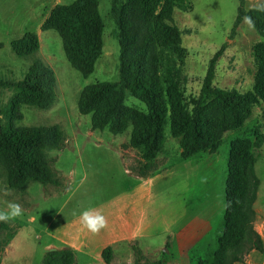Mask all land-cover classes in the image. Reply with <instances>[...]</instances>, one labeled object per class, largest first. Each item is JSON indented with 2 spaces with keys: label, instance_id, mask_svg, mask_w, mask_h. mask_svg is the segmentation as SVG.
Here are the masks:
<instances>
[{
  "label": "rangeland",
  "instance_id": "obj_1",
  "mask_svg": "<svg viewBox=\"0 0 264 264\" xmlns=\"http://www.w3.org/2000/svg\"><path fill=\"white\" fill-rule=\"evenodd\" d=\"M72 1L0 0V79H21L31 64L33 56L18 57L10 47V40L25 31L37 34L39 48L35 56L52 68L56 79L54 102L47 108L20 104L21 119L16 124L56 125L63 134L61 147L47 150L48 158L54 159L50 163L54 182L29 181L23 189L14 188L8 185L7 174L0 166V208L6 207L7 201H14L24 210L20 217L0 222L5 225L0 228V264H40L44 253L52 247L73 249L75 264H102L98 263L96 252L90 254L89 261L83 260L85 246L77 236L54 228L61 225V218H78L86 209L98 208L119 198L126 188V177L130 181L150 182L157 194L154 206L158 233L152 237V244L142 245L148 260L161 259L163 264H200L213 251H229L228 239L235 229L237 212L228 211L226 184L230 166L238 163L236 150L241 147H246L255 158L259 185L252 227L262 239L263 250L249 249L241 261L233 264H264L262 102L252 106L240 127L223 131L216 151L200 152L188 158L180 156L178 138L170 134L167 123L162 148L145 168L140 149L129 146L130 124L117 134L107 129H92L91 113L81 114L77 108L79 93L85 85L119 83V46L110 14L112 0H98L104 23L103 44L93 72L86 77L66 59L58 33L40 29L38 21L47 17L55 5ZM260 5H264V0H245L246 9ZM161 6L159 2L154 13ZM237 7L238 0H182L172 9V23L180 30L181 45L186 49L181 89L188 108L200 91L209 59L222 45L213 85L240 93L253 89L257 73L253 48L261 37L245 19L231 35ZM11 95L12 90H1V109ZM125 103L145 110L144 103L128 91ZM234 150L236 153L232 154ZM238 202L237 198L236 202L233 200L235 206ZM245 247L246 243L242 249ZM131 253L132 257L128 251L120 252L118 248L110 264H133Z\"/></svg>",
  "mask_w": 264,
  "mask_h": 264
},
{
  "label": "trees",
  "instance_id": "obj_2",
  "mask_svg": "<svg viewBox=\"0 0 264 264\" xmlns=\"http://www.w3.org/2000/svg\"><path fill=\"white\" fill-rule=\"evenodd\" d=\"M181 1L112 0L110 14L119 46V83L87 84L77 99L78 111L91 113L92 129H107L117 134L131 125L129 146L140 149L145 168L162 148L167 123L170 134L178 138L180 156L188 158L200 152L216 151L223 131L240 127L256 103L263 104L264 120V11L256 10L257 7L246 9L245 0H238L230 30L233 35L242 20L251 17L261 37L253 48L257 66L253 89L240 93L213 85L222 45L209 59L200 91L188 108L181 89L186 49L181 45L180 30L172 23V9ZM159 2L162 6L154 13ZM103 27L98 0H73L69 4L55 5L40 29H53L58 33L66 59L86 77L93 72L101 54ZM10 47L18 57L33 56L21 79H0V92L4 88L12 90L5 108L0 106V166L7 174L8 185L23 189L29 181H55L50 166L54 159L48 158L47 150L59 149L63 134L56 125L16 124L21 119L20 104L47 108L54 102L56 79L52 68L35 56L39 40L34 31L12 38ZM126 91L142 101L145 110L127 106ZM236 152L238 163L230 166L226 184L228 211L237 212L235 229L228 239L230 250L213 251L200 264H233L241 261L243 253L249 249L263 250L262 239L252 227L253 204L259 185L255 158L246 147ZM236 198L239 202L235 206ZM244 243L246 247L242 249ZM129 246L134 255L133 264H163L161 259L148 260L137 241H130ZM101 256L105 263H110L112 247H104ZM75 262L73 249L54 248L44 253L40 264Z\"/></svg>",
  "mask_w": 264,
  "mask_h": 264
},
{
  "label": "crops",
  "instance_id": "obj_3",
  "mask_svg": "<svg viewBox=\"0 0 264 264\" xmlns=\"http://www.w3.org/2000/svg\"><path fill=\"white\" fill-rule=\"evenodd\" d=\"M45 18L46 15L41 21H38V24H42ZM120 166L122 167L121 158ZM126 171L129 173L128 169ZM126 179V188L121 191L119 198L110 200L100 207L94 208L100 210L108 220V227L99 234H92L85 229L81 225L79 217L72 220L61 218V225L58 227L55 226L54 229L57 231H65L70 236H77L85 246L82 249L83 260L86 259V261H89L90 254L93 255L96 252L98 253V257H96L98 263L104 264L105 262L102 259L101 251L106 246L112 247L113 254L120 248V252L125 253L128 251L132 257V250L129 248L130 241H137L142 250V245L144 243L152 244V237L157 235L156 225H158L159 221L154 206L157 194L153 191V185L150 182L145 183L140 180L130 181L128 177ZM62 223L66 225H62ZM70 229L73 230L70 231Z\"/></svg>",
  "mask_w": 264,
  "mask_h": 264
},
{
  "label": "clouds",
  "instance_id": "obj_4",
  "mask_svg": "<svg viewBox=\"0 0 264 264\" xmlns=\"http://www.w3.org/2000/svg\"><path fill=\"white\" fill-rule=\"evenodd\" d=\"M258 11H264V5L257 7ZM245 22L253 26L251 17H245ZM23 207L21 204L14 201H7L6 207L0 208V222H9L23 215ZM81 225L92 234H99L102 230L108 227L107 218L98 209H86L80 216Z\"/></svg>",
  "mask_w": 264,
  "mask_h": 264
},
{
  "label": "water",
  "instance_id": "obj_5",
  "mask_svg": "<svg viewBox=\"0 0 264 264\" xmlns=\"http://www.w3.org/2000/svg\"><path fill=\"white\" fill-rule=\"evenodd\" d=\"M50 249H54V248H50Z\"/></svg>",
  "mask_w": 264,
  "mask_h": 264
}]
</instances>
